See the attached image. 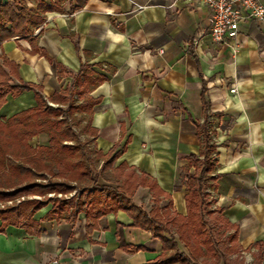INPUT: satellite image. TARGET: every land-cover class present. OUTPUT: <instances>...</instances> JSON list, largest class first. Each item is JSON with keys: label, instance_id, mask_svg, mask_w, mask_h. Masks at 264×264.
Returning a JSON list of instances; mask_svg holds the SVG:
<instances>
[{"label": "crops", "instance_id": "1", "mask_svg": "<svg viewBox=\"0 0 264 264\" xmlns=\"http://www.w3.org/2000/svg\"><path fill=\"white\" fill-rule=\"evenodd\" d=\"M55 1L24 0L32 10ZM83 1L66 0L60 11L44 14L32 35L35 54L26 38L0 43V56L17 66L13 82L41 86L49 99L71 85V74L82 65L103 76L105 81L90 93L99 100L92 108L93 146L103 155L117 154L114 167L124 164L167 195L154 204L148 188L138 186L131 199L147 212L156 208L162 220L186 215L183 170L187 156L199 150L195 123L205 124L214 146L212 175L217 176L204 190L206 232L215 233L209 224L213 221L225 231L228 244L263 249L264 25L241 23L234 40L217 45L208 33L209 12L200 5ZM56 65L66 69L62 77ZM35 106L31 91L16 98L8 95L0 120ZM45 143L40 135L30 144ZM68 211L57 215L51 204L37 211L33 220L38 234L8 226L0 233V264H151L160 253L157 239L132 228L122 211L99 218L91 229L84 214L73 219L70 214L77 209L69 205ZM169 232L175 239L181 235L175 226ZM179 246L188 249L183 240ZM223 255L216 253L218 264H228ZM202 261L214 263V257H196Z\"/></svg>", "mask_w": 264, "mask_h": 264}, {"label": "trees", "instance_id": "2", "mask_svg": "<svg viewBox=\"0 0 264 264\" xmlns=\"http://www.w3.org/2000/svg\"><path fill=\"white\" fill-rule=\"evenodd\" d=\"M65 1L56 0L53 6L40 3L36 10L28 8L24 0L0 4V43L16 37L26 38L35 54L38 50L32 38L34 31L43 23L45 13L60 11ZM56 67L58 77H62L66 69L61 65ZM17 77V66L0 56V108L8 95L16 98L24 91L33 92L36 102L34 108L0 120V202L22 195L44 199L0 209V233L8 226H22L28 233L38 234L33 215L48 204L56 208L57 215H63L73 199H59L58 195H70L79 189L80 199L84 198L70 217L75 219L77 214H84L87 229H91L95 221L106 214L124 212L132 228L149 232L159 242L160 253L151 264H198L197 256H212L213 264L219 263L205 229V216L209 212L204 190L217 178L212 175L214 146L209 143L205 124L195 123L199 150L197 155L190 154L186 158L192 168L183 174L186 215L165 216L162 220L156 208L147 212L131 199L138 186L148 188L154 204H158L159 197L167 195L124 164L114 167L117 154L103 155L93 146L96 132L90 125L92 108L99 100L92 98L90 93L105 81L103 76L82 65L78 72L71 74V85L49 99L44 97L41 86L15 84L13 81ZM40 135L46 137V143L33 147L32 139ZM50 194L53 197H48ZM174 226L181 234L178 239L169 232V227ZM184 231L192 241L187 251L179 246V240H183V247L187 246L182 236ZM119 235L117 229L116 236L119 238ZM229 240H235V232ZM120 247L125 249L122 244Z\"/></svg>", "mask_w": 264, "mask_h": 264}, {"label": "built area", "instance_id": "3", "mask_svg": "<svg viewBox=\"0 0 264 264\" xmlns=\"http://www.w3.org/2000/svg\"><path fill=\"white\" fill-rule=\"evenodd\" d=\"M185 4L203 6L209 12L208 33L217 45H224L234 40L238 33V27L246 21H255L264 25V4L258 0H179ZM139 9V8H138ZM232 54L234 50L232 49ZM234 93L235 89L229 90ZM75 195V192L70 196ZM33 199H39L33 197ZM23 201V198L8 201L7 205L15 207ZM0 207H2L0 205Z\"/></svg>", "mask_w": 264, "mask_h": 264}, {"label": "rangeland", "instance_id": "4", "mask_svg": "<svg viewBox=\"0 0 264 264\" xmlns=\"http://www.w3.org/2000/svg\"><path fill=\"white\" fill-rule=\"evenodd\" d=\"M190 171H191L190 165L187 164V166L185 167V170H183V172H190ZM180 180H182V179L180 178ZM102 193H104V192L102 191ZM78 194H79V189L77 190V192H75V195H73V196L58 195V198L59 199H69V198L73 199L72 202L70 203V206L72 208H76L79 201L84 198L83 197L80 199L78 197ZM34 197H38L39 199H33V196L22 195V196H19L16 198H10L8 200L1 201L0 205L2 207H0V209L10 207L9 205H7V202L9 200L13 201V204H14V202L16 200H19L20 198H23L22 202H24V201L25 202L26 201H36L37 202V201H41L42 199H44V198H41L39 196H34ZM48 197H53V195L50 194ZM85 200H86V198H85ZM207 201H208V199L205 198L204 202H207ZM68 213H69V211H68ZM209 224L210 225L214 224V225H212V230H214L215 233L213 234V236H210L213 238V241L211 240V242L214 244V248L216 249V253L219 252V254H224L223 255V258H224L223 261L228 262V264H264V248L263 249H259V248L257 249L256 248V249H250V250L239 249L235 243H230V244L227 243L225 231L222 233L221 227H217L213 221H210ZM207 234H209V233H207ZM210 235H212V234H210ZM184 241H186L188 247H191L192 241L189 239L188 236L184 237ZM228 254H236V255L233 257H228ZM198 264H200V263H198ZM201 264H213V261H202Z\"/></svg>", "mask_w": 264, "mask_h": 264}]
</instances>
